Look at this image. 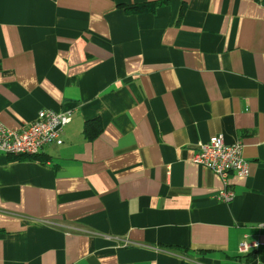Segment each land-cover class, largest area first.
I'll return each instance as SVG.
<instances>
[{"label":"crops","instance_id":"crops-1","mask_svg":"<svg viewBox=\"0 0 264 264\" xmlns=\"http://www.w3.org/2000/svg\"><path fill=\"white\" fill-rule=\"evenodd\" d=\"M44 108L62 143L0 153V264H264V0H0V122Z\"/></svg>","mask_w":264,"mask_h":264},{"label":"built area","instance_id":"built-area-1","mask_svg":"<svg viewBox=\"0 0 264 264\" xmlns=\"http://www.w3.org/2000/svg\"><path fill=\"white\" fill-rule=\"evenodd\" d=\"M70 120L69 111L58 112L44 108L37 112L32 121L24 123L18 129H11L0 122V153L13 156L35 155L48 144H61L63 129ZM191 160L220 178L223 188L217 192L216 197L224 202L230 201L234 196L229 187L230 173L247 176L249 172L248 163L242 156L241 142L226 144L222 134L213 135L207 142L199 144ZM259 246L258 242L243 239L240 252L245 253Z\"/></svg>","mask_w":264,"mask_h":264},{"label":"trees","instance_id":"trees-1","mask_svg":"<svg viewBox=\"0 0 264 264\" xmlns=\"http://www.w3.org/2000/svg\"><path fill=\"white\" fill-rule=\"evenodd\" d=\"M128 10H130L132 12H139V11H142L143 8L140 7V6H134L133 8H128ZM15 158H20V159H36V158H38V154H35V155H24V154H22V155L16 156ZM256 252L257 251H255V250L249 251V252H247L244 255V257H247L246 259H250L249 256L250 257H253Z\"/></svg>","mask_w":264,"mask_h":264}]
</instances>
